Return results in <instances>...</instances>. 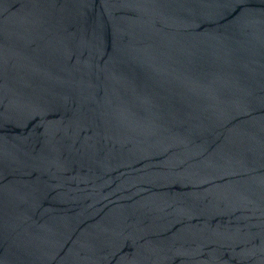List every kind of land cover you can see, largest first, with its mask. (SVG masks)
<instances>
[{
  "label": "water",
  "instance_id": "1",
  "mask_svg": "<svg viewBox=\"0 0 264 264\" xmlns=\"http://www.w3.org/2000/svg\"><path fill=\"white\" fill-rule=\"evenodd\" d=\"M0 264H264V0H0Z\"/></svg>",
  "mask_w": 264,
  "mask_h": 264
}]
</instances>
